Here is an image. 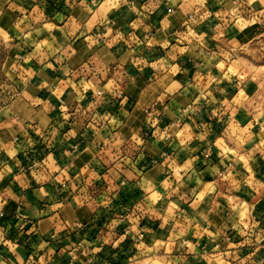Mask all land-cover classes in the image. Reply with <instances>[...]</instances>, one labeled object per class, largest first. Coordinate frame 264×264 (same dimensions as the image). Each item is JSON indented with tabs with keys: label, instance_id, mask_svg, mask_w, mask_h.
<instances>
[{
	"label": "crops",
	"instance_id": "0c3cea01",
	"mask_svg": "<svg viewBox=\"0 0 264 264\" xmlns=\"http://www.w3.org/2000/svg\"><path fill=\"white\" fill-rule=\"evenodd\" d=\"M0 42V264H264V0H0Z\"/></svg>",
	"mask_w": 264,
	"mask_h": 264
},
{
	"label": "rangeland",
	"instance_id": "374dc122",
	"mask_svg": "<svg viewBox=\"0 0 264 264\" xmlns=\"http://www.w3.org/2000/svg\"><path fill=\"white\" fill-rule=\"evenodd\" d=\"M6 51V46L0 42V108L5 105L7 98L10 96L7 90L8 82L6 81L5 72L3 70Z\"/></svg>",
	"mask_w": 264,
	"mask_h": 264
},
{
	"label": "built area",
	"instance_id": "2783aa9c",
	"mask_svg": "<svg viewBox=\"0 0 264 264\" xmlns=\"http://www.w3.org/2000/svg\"><path fill=\"white\" fill-rule=\"evenodd\" d=\"M14 71H15V69H14ZM122 185H125V183L123 182ZM78 247H79V248H83V249H84L87 253H89V254L92 253L91 248H87V247H85L82 243L78 244Z\"/></svg>",
	"mask_w": 264,
	"mask_h": 264
}]
</instances>
